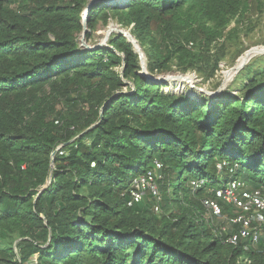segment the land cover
I'll list each match as a JSON object with an SVG mask.
<instances>
[{"label":"trees","instance_id":"obj_1","mask_svg":"<svg viewBox=\"0 0 264 264\" xmlns=\"http://www.w3.org/2000/svg\"><path fill=\"white\" fill-rule=\"evenodd\" d=\"M90 1L0 0V264H264V222L231 245L241 212L201 203L230 179L264 194V56L215 97L166 91L122 34L80 47ZM253 11L264 0H101L86 27L113 20L148 73L206 82ZM155 161L160 199L128 206Z\"/></svg>","mask_w":264,"mask_h":264},{"label":"rangeland","instance_id":"obj_2","mask_svg":"<svg viewBox=\"0 0 264 264\" xmlns=\"http://www.w3.org/2000/svg\"><path fill=\"white\" fill-rule=\"evenodd\" d=\"M85 10L86 8L82 12L81 23L85 29V32H87L88 29L86 27V19H84L86 15ZM111 26H116L122 29V31L127 30L121 28L113 20H109L108 25H102L101 23H98L95 31H88L90 34L88 39L85 38V33L82 32L80 34L78 39L80 47L93 49L94 47L99 45V47H101L102 45L106 46L110 35L117 33L111 32L106 40V32ZM229 32H232V39L228 40V42L225 43L224 60L220 63L218 71L215 73V75L206 82H201L199 77L197 78L196 74L193 72L183 74L177 71L174 65H171L167 70L160 73L150 74L147 72L148 75L153 78L163 80L161 81V83L167 84V87L165 88L166 91H172L177 94H187L191 97H195L198 94L206 95L209 97H215L219 95L221 92L225 91L228 88V86L235 78L236 75L233 76L230 81H227V77L228 75H230L232 70L231 68L236 65L238 59L250 49L264 46V12L254 14L253 11L250 14L246 15V17L239 23L233 21L228 26V28H226L225 35H228ZM260 56H264V54L255 56L253 58ZM144 59L146 62L145 55ZM139 73H142L141 66ZM179 75L189 76L192 78V80L190 83L178 82L174 79V77ZM215 218H217V221L219 220V218L223 219V217L221 216Z\"/></svg>","mask_w":264,"mask_h":264},{"label":"built area","instance_id":"obj_3","mask_svg":"<svg viewBox=\"0 0 264 264\" xmlns=\"http://www.w3.org/2000/svg\"><path fill=\"white\" fill-rule=\"evenodd\" d=\"M191 46V43H189ZM195 78V76H194ZM58 121H55L57 123ZM60 146L57 148L59 150ZM224 164H218L217 169L222 170ZM162 164L155 161L154 167L147 170L143 175L137 176L132 179L127 201V205L131 206L133 203L142 201L147 194L158 201L160 199L159 189L157 185L158 170H160ZM231 171V170H230ZM202 180L193 179L190 181L192 191H196L202 185ZM224 200L234 206L241 213L228 217L227 220L233 224H240V228L237 233L229 235L226 241L231 245H236L238 240L243 237H247L252 232L253 240L257 239V226L264 222V194L258 190H248L246 185L237 180L230 179L226 184L214 191V198H204L201 203L207 210V214L211 216H221V210L217 200ZM153 210L159 211L157 204H154ZM254 223L256 226H251ZM225 230V229H223Z\"/></svg>","mask_w":264,"mask_h":264},{"label":"bare ground","instance_id":"obj_4","mask_svg":"<svg viewBox=\"0 0 264 264\" xmlns=\"http://www.w3.org/2000/svg\"><path fill=\"white\" fill-rule=\"evenodd\" d=\"M120 28L116 27V26H111L107 32H106V36L109 35L111 32H115L118 31ZM122 31V29L120 30ZM127 34V37L129 39H131L132 37H130L128 34V31L125 30L123 31ZM105 39V38H104ZM262 53H264V46L263 47H256L254 49H250L249 51H247L246 53H244L237 61L235 68L231 70L230 75H228L227 77V81H230L233 76L235 75L236 70H238L242 65H244L245 63H247L249 60H251L253 57L261 55ZM143 59H144V54H143ZM145 60V59H144ZM173 79V78H172ZM174 79L178 82H186V83H190L192 78L189 76H184V75H179L174 77Z\"/></svg>","mask_w":264,"mask_h":264},{"label":"water","instance_id":"obj_5","mask_svg":"<svg viewBox=\"0 0 264 264\" xmlns=\"http://www.w3.org/2000/svg\"><path fill=\"white\" fill-rule=\"evenodd\" d=\"M99 1H101V0H91L90 2H89V5H88V7L86 8V10H85V12H86V15H85V18L84 19H86V16H87V12H88V8L91 6V5H93V4H95V3H97V2H99ZM110 1H112V0H110ZM121 29H119L118 31H115V32H117V33H119V34H122L123 36H125L126 38H127V40L133 45V47H134V49H135V51L139 54V56H140V66H141V69H142V75L143 76H145L148 80H150V81H154V82H161V81H163V80H160V79H157V78H153V77H151V76H149L148 75V73H147V69H146V62H145V60L143 59V52L141 51V49H140V47H139V45L137 44V42H136V40H135V38L130 34V32L128 31V35L130 36V37H132L131 39H129L128 37H127V34L125 33V32H123V31H120ZM83 33H85V29H84V27H83ZM107 38H108V35L106 36V40H107ZM105 40V41H106ZM100 46V45H99ZM99 46H96V47H94V48H99ZM102 46H104V45H102ZM101 46V47H102ZM262 54H264V53H262ZM250 61V60H249ZM249 61L247 62V63H245L244 65H242L238 70H236V72H235V75L241 70V69H243V67L245 66V65H247L248 63H249ZM235 68V66H233L231 69H234ZM234 75V76H235ZM185 76V75H184Z\"/></svg>","mask_w":264,"mask_h":264}]
</instances>
